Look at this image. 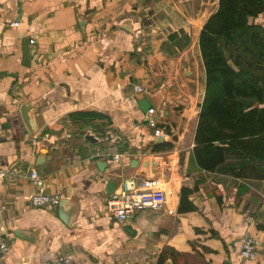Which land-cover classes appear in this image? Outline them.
Here are the masks:
<instances>
[{
    "label": "crops",
    "instance_id": "obj_1",
    "mask_svg": "<svg viewBox=\"0 0 264 264\" xmlns=\"http://www.w3.org/2000/svg\"><path fill=\"white\" fill-rule=\"evenodd\" d=\"M218 7L219 0H0V167L10 169L0 183V235L10 243L0 264H52L59 255L72 264H264V177L234 154L214 171L194 156L206 94L200 35ZM253 22L264 26V11ZM28 37L36 51L26 65ZM22 104L31 105L34 131L24 134L18 119L4 133L5 118ZM148 117L165 128L164 140ZM88 130L100 141H86ZM147 157L156 165L142 172ZM132 178L158 180L162 202L120 221L108 200ZM184 186L196 210L179 211ZM40 193L67 200L69 224L59 206L31 203ZM128 221L135 237L122 228ZM247 237L260 244L254 259L240 255Z\"/></svg>",
    "mask_w": 264,
    "mask_h": 264
},
{
    "label": "trees",
    "instance_id": "obj_2",
    "mask_svg": "<svg viewBox=\"0 0 264 264\" xmlns=\"http://www.w3.org/2000/svg\"><path fill=\"white\" fill-rule=\"evenodd\" d=\"M263 11L264 0H219L201 31L206 94L194 156L205 170L234 154L264 177V26L251 23ZM192 193L182 187L180 212L197 209Z\"/></svg>",
    "mask_w": 264,
    "mask_h": 264
},
{
    "label": "built area",
    "instance_id": "obj_3",
    "mask_svg": "<svg viewBox=\"0 0 264 264\" xmlns=\"http://www.w3.org/2000/svg\"><path fill=\"white\" fill-rule=\"evenodd\" d=\"M14 26L18 25V22L12 23ZM34 43V39H31ZM135 90L138 92H145L144 87L140 85L135 86ZM156 112L154 108H150L147 112L148 115H152ZM147 123L154 130V136L159 137L165 135V128L160 126L158 122L148 117ZM68 137L71 134H67ZM115 160L121 159L120 154L114 155ZM15 171V168L12 169ZM10 169L0 167V183L9 174ZM31 180L36 184H42L43 178L36 169H32L29 174ZM159 181L156 179H136L132 178L124 181L121 191L114 194L109 200V211L117 217L120 221H127L130 215L138 210L144 209H156L161 205L162 196L158 191ZM31 203L36 207H48L56 208L60 201V194H33L29 197ZM260 244L256 238L247 237L243 241L240 249V255L246 259H254L257 256L258 248ZM10 249L9 240L6 237L0 235V260L8 253ZM73 258L68 255H59L53 258L52 264H72Z\"/></svg>",
    "mask_w": 264,
    "mask_h": 264
},
{
    "label": "water",
    "instance_id": "obj_4",
    "mask_svg": "<svg viewBox=\"0 0 264 264\" xmlns=\"http://www.w3.org/2000/svg\"><path fill=\"white\" fill-rule=\"evenodd\" d=\"M253 20H254V18H251V23L253 22ZM35 51H36V43L35 42L32 43L30 37L26 38L25 41H24V52H25L24 63L26 65L30 64L32 56H33ZM143 101H145L147 103V100H143ZM158 107H156V108L158 109ZM148 108H150V107H148ZM30 110H31V105L22 104L20 106V109H19L17 114H14L12 117L5 118V120L3 122V125H2V129L4 130V133H8L7 131L10 132L9 129L12 127V121H13V124H17V123H19L17 121L18 119H20V122H22V124L26 127V130H25L24 134H27L28 132H33L34 131L33 128H32L33 122H32V120L30 118V115H29V111ZM0 134H2V132H0ZM108 138L112 139V136H111L110 133L108 134ZM84 139L86 141H88V142H91V143H96V142L100 141V139L96 136V134L92 130L86 131V133L84 135ZM161 140H164V137L161 136L160 138H158V141H161ZM42 152H44V151H42ZM41 161H44L43 157H39L38 158V164L37 165H39V163ZM139 162H140V160L134 159L132 161V165L133 166H137ZM102 163H105V162H100L99 161L98 165L101 167ZM154 165H156V160H154V159H152L150 157L144 158L142 160V162H141V170H142V172L152 171ZM66 205H67V200L66 199H62L60 201L59 205H58L59 206V216H60V218L62 219L63 222H65L66 224H69L70 220L72 219L71 218V213H70L71 211L67 208ZM122 228L132 237H135L136 234H137L136 229H134V227H133V222L132 221L124 222L122 224ZM15 233L18 236L34 240V238L31 237L32 236L31 234H29L27 232H24L22 230H17ZM85 253L91 259L96 261V259L94 258V256L90 252L85 251Z\"/></svg>",
    "mask_w": 264,
    "mask_h": 264
}]
</instances>
